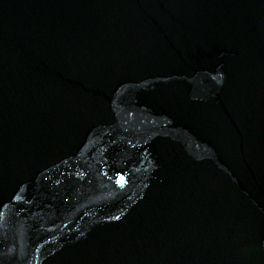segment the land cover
Returning a JSON list of instances; mask_svg holds the SVG:
<instances>
[{
	"label": "water",
	"instance_id": "obj_1",
	"mask_svg": "<svg viewBox=\"0 0 264 264\" xmlns=\"http://www.w3.org/2000/svg\"><path fill=\"white\" fill-rule=\"evenodd\" d=\"M0 264H264V0H0Z\"/></svg>",
	"mask_w": 264,
	"mask_h": 264
}]
</instances>
